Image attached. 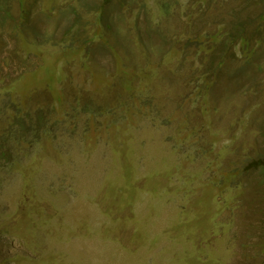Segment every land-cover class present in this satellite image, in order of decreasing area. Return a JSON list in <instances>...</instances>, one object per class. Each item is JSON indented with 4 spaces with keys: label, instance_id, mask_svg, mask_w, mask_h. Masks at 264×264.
<instances>
[{
    "label": "rangeland",
    "instance_id": "obj_1",
    "mask_svg": "<svg viewBox=\"0 0 264 264\" xmlns=\"http://www.w3.org/2000/svg\"><path fill=\"white\" fill-rule=\"evenodd\" d=\"M264 0H0V264H264Z\"/></svg>",
    "mask_w": 264,
    "mask_h": 264
},
{
    "label": "trees",
    "instance_id": "obj_2",
    "mask_svg": "<svg viewBox=\"0 0 264 264\" xmlns=\"http://www.w3.org/2000/svg\"><path fill=\"white\" fill-rule=\"evenodd\" d=\"M253 167L259 168L262 171V176L264 177V159L258 160L254 163Z\"/></svg>",
    "mask_w": 264,
    "mask_h": 264
}]
</instances>
